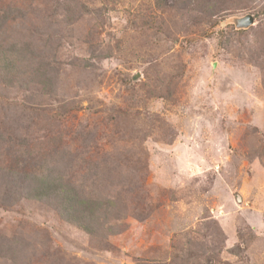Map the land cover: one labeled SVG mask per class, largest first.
<instances>
[{"label": "rangeland", "instance_id": "rangeland-1", "mask_svg": "<svg viewBox=\"0 0 264 264\" xmlns=\"http://www.w3.org/2000/svg\"><path fill=\"white\" fill-rule=\"evenodd\" d=\"M28 42L0 73V264H264V0H0V44Z\"/></svg>", "mask_w": 264, "mask_h": 264}, {"label": "trees", "instance_id": "trees-1", "mask_svg": "<svg viewBox=\"0 0 264 264\" xmlns=\"http://www.w3.org/2000/svg\"><path fill=\"white\" fill-rule=\"evenodd\" d=\"M241 32V31H240ZM33 47V43L32 42H28L25 43L23 45H21L20 50L18 51V49L15 48V45H9V46H5L0 44V73L3 74V80L4 79H15V81H18L21 77L23 79V77H28V67L24 65L25 60H26V56H27V52L29 51L30 48ZM20 65L24 67L21 69V71L19 70ZM34 73L35 76H32L30 78H28L27 80H29L28 82L30 83H35V85L37 86V88L39 89L40 93H43L44 90H48L51 89V87H48L50 84H46V82H50L49 78H45V76L47 75L45 71H42L40 69V67H35L34 70L32 71ZM2 78V77H1ZM23 82V81H22ZM28 85L25 84V87H27ZM47 93H51L50 90H48ZM41 180H45L44 176H40ZM44 185V186H43ZM37 186L41 187L39 190L40 191H36V195L35 197H41L43 195V193L46 192L51 189V187H49L48 185H46V183H43L42 181H40L39 184H37ZM53 188V185H51ZM53 189H60V186L53 188ZM65 195H67L69 198L63 201V205H68V210L65 211V215H66V221L76 225L78 228H80L81 230H83L86 233H90V231L85 227L82 226L81 224H79L78 221H82L85 220V216H86V210H83V212H81L79 210L80 204L81 206H83L84 204L82 203L83 201L80 198H77L74 195H70L65 193ZM76 204H78V206H76ZM63 206V207H64ZM80 206V207H81ZM63 207L61 205V209L63 210ZM76 208V209H75ZM79 215V220H77L75 217Z\"/></svg>", "mask_w": 264, "mask_h": 264}, {"label": "water", "instance_id": "water-1", "mask_svg": "<svg viewBox=\"0 0 264 264\" xmlns=\"http://www.w3.org/2000/svg\"><path fill=\"white\" fill-rule=\"evenodd\" d=\"M254 16L253 15H245L241 18H234L233 20H231V23L234 26L235 30H247L250 27H252L254 25Z\"/></svg>", "mask_w": 264, "mask_h": 264}]
</instances>
